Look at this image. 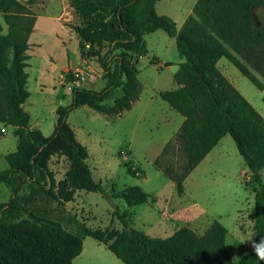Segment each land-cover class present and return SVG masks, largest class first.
I'll list each match as a JSON object with an SVG mask.
<instances>
[{"label": "trees", "instance_id": "obj_1", "mask_svg": "<svg viewBox=\"0 0 264 264\" xmlns=\"http://www.w3.org/2000/svg\"><path fill=\"white\" fill-rule=\"evenodd\" d=\"M158 1L71 0L79 20L73 29L81 57L87 62L97 60L105 86L100 91L74 86L72 103L57 108L54 133L45 136L31 128V115L23 108L30 97L26 69L29 39L37 21L32 10L35 0H0V123L14 127L18 139L17 149L5 155L8 168L0 171V182L10 191L9 201L0 204V264L9 260L73 264L87 236L106 245L124 264H264L253 251L254 245L264 243V117L218 68L219 60L227 58L257 89L264 90V0H197L181 28L170 16L157 12ZM158 30L175 39L182 60L174 74L178 88L159 96L184 122L154 167L183 195L188 176L226 135L233 138L251 172L246 185L255 204V244L238 262L226 245L228 230L218 221L203 234L184 226L169 237H152L131 227L127 213L115 206L123 231L115 234L107 228L78 235L22 201V187L27 183L48 185L45 192L59 205L74 201L82 190L106 194L102 182L93 177L87 147L68 123L69 113L81 106L106 116L129 111L140 98L138 63L150 53L146 35ZM68 78L76 81L73 73ZM174 148L181 151L183 161L164 167L163 160ZM54 156H64L70 163L59 181L50 169ZM127 171L140 178L145 175L130 164ZM110 198L135 207L148 203L151 195L140 186H128Z\"/></svg>", "mask_w": 264, "mask_h": 264}, {"label": "rangeland", "instance_id": "obj_2", "mask_svg": "<svg viewBox=\"0 0 264 264\" xmlns=\"http://www.w3.org/2000/svg\"><path fill=\"white\" fill-rule=\"evenodd\" d=\"M21 1L26 3L27 0ZM196 1L159 0L156 10L170 16L179 28L184 18L191 14ZM32 10L41 15L35 36L41 45L31 52L41 67L46 61L53 65L52 77L60 106L72 103V89L76 85L102 90L105 80L97 60L90 61L87 68L81 65L78 37L73 29L79 20L71 0H35ZM59 12L63 14V22L57 20ZM64 24L71 29L69 34L62 29ZM61 36H67V40L60 41ZM146 40L150 53L141 57L138 63L142 104L116 116H106L89 106L78 107L69 113L68 123L77 140L87 147L93 177L102 182L106 194L82 190L76 193L74 201L59 205L45 192L48 185L32 187L27 183L22 187V201L38 215L59 221L68 231L78 235L107 228L115 234L123 231V224L114 213L115 206L120 212L127 213L131 227L152 237H169L184 226L203 234L218 221L228 230L226 245L232 259L238 262L256 240L254 194L246 185L251 180V172L230 135H226L188 176L183 195H179L174 183L154 167V161L174 139L184 117L159 96L162 91L177 88L174 74L180 58L176 43L173 44L174 40L162 30L146 35ZM165 60L172 68L166 66ZM233 69L237 73L233 79L234 87L257 111L264 112L262 92L237 68ZM74 71L82 73L84 78L70 82L68 77ZM253 72L262 79L259 73ZM49 89L43 93L33 91L34 109L41 110L39 115L46 119V124H50L57 114L52 112L54 96ZM1 128L7 133L0 135V142L14 152L17 138L13 130L0 123ZM182 161L181 151L174 148L162 164L167 167ZM129 164L132 169L141 168L145 175L140 178L129 174ZM4 166H8L7 162L0 160V168ZM69 168L70 163L64 156H54L50 161V169L57 181L65 177ZM128 186H140L148 192L151 195L148 204L129 207L123 199L110 198ZM82 252L73 264H124L106 245L92 237L86 238ZM7 264L20 263L9 260Z\"/></svg>", "mask_w": 264, "mask_h": 264}, {"label": "crops", "instance_id": "obj_3", "mask_svg": "<svg viewBox=\"0 0 264 264\" xmlns=\"http://www.w3.org/2000/svg\"><path fill=\"white\" fill-rule=\"evenodd\" d=\"M197 2V1H196ZM193 11V9H192ZM48 12H51L48 10ZM192 14V12H191ZM49 15V14H48ZM57 20L60 21V22H63V14L61 12H59L57 14ZM189 15H187L184 20L182 21V24L181 26L184 24V22L186 21V19L188 18ZM41 17V15H37V21H36V25H35V28H34V31L33 33L31 34L30 36V39H29V43H30V48L29 50L27 51V54L29 55L30 59L28 60V63H29V66L27 67V72L29 74V77H28V83H27V86H28V90L30 92V97L28 98V100L23 104V108L28 111L31 115V120H30V126L31 128L33 129H39L43 132V134L45 136H50L54 133V130H55V126H56V123H57V119H58V114H56V118L54 120H52L50 122V124H46L45 121L46 119H44L42 117V115H39V113H41V110L40 109H34V106L35 105V102L33 101V91L35 92H44L45 90H47L48 88L49 91L51 92V94L54 96V99H53V108H52V112H56L57 111V108L60 106L59 102L60 101L59 99H57V88L54 86V79H53V69H51L53 66L51 64L50 61H46L44 66L41 67L40 65H38L36 62H35V58L34 56L32 55V52L31 50L35 47V46H40L41 43L39 40H36V35H37V23H38V19ZM66 20H69L66 18ZM6 26V25H5ZM181 26L179 28H181ZM7 28V27H6ZM62 29H65L66 32L69 34L70 30L69 28H67V26L64 24V27ZM7 30V29H6ZM5 30V31H6ZM149 35V34H148ZM173 39V38H172ZM67 40V36H61L60 38V41L62 42H65ZM174 41H172V43L174 44L175 43V39H173ZM148 44V43H147ZM78 49H79V41H78ZM80 52V51H79ZM180 58V57H179ZM159 62V65H162L161 64V60H158ZM182 62L181 59H179L177 65H176V69L178 71L179 69V64ZM90 62H87L85 60L82 59V66H84L85 68H87L89 65ZM164 63H169L168 60H165ZM79 66V65H78ZM76 66V67H78ZM50 67V68H49ZM170 68H172V66L170 65L169 66ZM66 68V67H65ZM218 68L220 69V71L228 78V80L233 84L235 85V82H234V77H236L235 75L237 74L236 71L233 69V68H237L234 64H232L227 58H222L219 60L218 62ZM238 69V68H237ZM176 71V72H177ZM175 72V73H176ZM83 73H85V71L83 70ZM242 74V73H241ZM176 83V82H175ZM177 85V84H176ZM236 86V85H235ZM32 87H34V90H32ZM53 87V89H52ZM177 88H178V85H177ZM262 94H263V97H264V90L261 91ZM142 101H143V94H142V91H141V88H140V98L137 102L134 103V105L132 106V108L129 110V111H132L134 110L135 106H137L138 104H142ZM44 103V102H43ZM62 106V105H61ZM260 112V111H259ZM57 113V112H56ZM262 114V116L264 117V112H260ZM184 122V120L181 122L179 128L181 127L182 123ZM13 131H14V127L12 126H9ZM2 129V128H1ZM6 133H7V130H6ZM5 133V134H6ZM17 138V137H16ZM17 145H18V139L17 141L14 142V147L15 150L17 149ZM6 145L5 144H2L0 142V160H5V155H7L8 153H10V150H8V148L5 147ZM218 146V145H217ZM216 146V147H217ZM215 147V148H216ZM214 148V149H215ZM213 149V150H214ZM213 150L206 156V158L204 160H206L210 154L213 152ZM7 167L4 166L3 169L0 168V171L2 170H5L7 169ZM264 173V171H263ZM0 204L1 203H6L9 201L10 199V191L9 189L6 187V185L2 182H0ZM148 204V203H146ZM88 237V236H87ZM84 238V243H85V240L86 238ZM84 243H83V247H84ZM102 244V243H101ZM103 245V244H102ZM107 248V247H106ZM83 251V250H82ZM83 253V252H82ZM81 253V254H82Z\"/></svg>", "mask_w": 264, "mask_h": 264}, {"label": "clouds", "instance_id": "obj_4", "mask_svg": "<svg viewBox=\"0 0 264 264\" xmlns=\"http://www.w3.org/2000/svg\"><path fill=\"white\" fill-rule=\"evenodd\" d=\"M255 255L262 261H264V243L253 246Z\"/></svg>", "mask_w": 264, "mask_h": 264}, {"label": "built area", "instance_id": "obj_5", "mask_svg": "<svg viewBox=\"0 0 264 264\" xmlns=\"http://www.w3.org/2000/svg\"><path fill=\"white\" fill-rule=\"evenodd\" d=\"M73 75H74V77L76 78V81H75V83L78 81H80V80H82L84 77H83V75H82V73H80V72H78V71H74L73 72ZM76 86H78V85H76ZM1 132L3 133V134H5L6 133V129L5 128H2L1 129Z\"/></svg>", "mask_w": 264, "mask_h": 264}]
</instances>
